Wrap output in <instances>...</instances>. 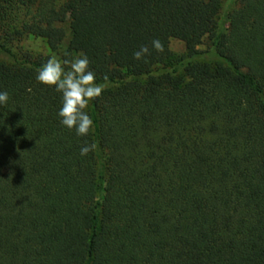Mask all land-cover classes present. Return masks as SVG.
<instances>
[{
  "label": "trees",
  "instance_id": "obj_1",
  "mask_svg": "<svg viewBox=\"0 0 264 264\" xmlns=\"http://www.w3.org/2000/svg\"><path fill=\"white\" fill-rule=\"evenodd\" d=\"M221 10L0 0V264H264V0H229L223 22ZM81 54L107 85L84 137L36 79Z\"/></svg>",
  "mask_w": 264,
  "mask_h": 264
},
{
  "label": "clouds",
  "instance_id": "obj_2",
  "mask_svg": "<svg viewBox=\"0 0 264 264\" xmlns=\"http://www.w3.org/2000/svg\"><path fill=\"white\" fill-rule=\"evenodd\" d=\"M152 48L157 53L165 51L161 40L152 41ZM151 55L148 46H141L133 56L134 59L145 60ZM89 59L81 54L78 58L65 59L63 65L56 57H52L38 70L36 79L39 83L54 88L62 94V107L58 112L60 122L69 130H75L77 136H88L93 128V120L86 111L90 102L101 97L106 84H97L95 73L89 68ZM105 76L104 80L107 81ZM9 99L7 91L0 92V105H6ZM96 145L85 144L80 150L81 156H87L95 150Z\"/></svg>",
  "mask_w": 264,
  "mask_h": 264
},
{
  "label": "rangeland",
  "instance_id": "obj_3",
  "mask_svg": "<svg viewBox=\"0 0 264 264\" xmlns=\"http://www.w3.org/2000/svg\"><path fill=\"white\" fill-rule=\"evenodd\" d=\"M222 1V10L220 13V22H223L225 19V12L227 11V6L229 4V0H221ZM71 19L68 17H66V19H64V22L67 24L69 23ZM22 46L26 49H30L33 52L36 53H43V54H50L51 50L48 46V44L39 37H27L22 41ZM171 49L174 53V55L177 57L183 53H185L186 51V46L185 43L179 39H172L171 41ZM55 57L57 58V56L55 55Z\"/></svg>",
  "mask_w": 264,
  "mask_h": 264
}]
</instances>
